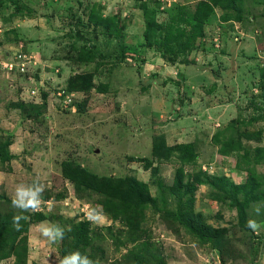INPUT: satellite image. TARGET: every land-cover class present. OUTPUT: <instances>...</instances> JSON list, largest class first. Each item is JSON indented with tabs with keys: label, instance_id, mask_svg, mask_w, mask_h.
I'll return each instance as SVG.
<instances>
[{
	"label": "rangeland",
	"instance_id": "374dc122",
	"mask_svg": "<svg viewBox=\"0 0 264 264\" xmlns=\"http://www.w3.org/2000/svg\"><path fill=\"white\" fill-rule=\"evenodd\" d=\"M0 153V264H264V0H0Z\"/></svg>",
	"mask_w": 264,
	"mask_h": 264
},
{
	"label": "trees",
	"instance_id": "16d2710c",
	"mask_svg": "<svg viewBox=\"0 0 264 264\" xmlns=\"http://www.w3.org/2000/svg\"><path fill=\"white\" fill-rule=\"evenodd\" d=\"M229 1H233V0H229ZM82 88L83 87H75V90H82ZM0 157H2V155H1V153H0ZM3 158V157H2ZM4 160V158L1 160V161H3ZM2 199V198H1ZM80 230H81V232H82V235H81V237L79 238V239H77L78 241H80V242H82L83 244H84V246H87L88 245V243H89V239H88V236H87V227L85 226V224H79L78 226H77ZM82 238V239H81ZM61 255H62V264H63V262H65V264H68V262H67V260H66V253L64 252V251H62L61 252Z\"/></svg>",
	"mask_w": 264,
	"mask_h": 264
},
{
	"label": "built area",
	"instance_id": "2783aa9c",
	"mask_svg": "<svg viewBox=\"0 0 264 264\" xmlns=\"http://www.w3.org/2000/svg\"><path fill=\"white\" fill-rule=\"evenodd\" d=\"M21 55H19V57L17 56V58H20ZM6 68H8V73H18V71H21L23 72L24 71V67H23V64H20V65H15V64H12L11 62H6Z\"/></svg>",
	"mask_w": 264,
	"mask_h": 264
},
{
	"label": "clouds",
	"instance_id": "9594fccd",
	"mask_svg": "<svg viewBox=\"0 0 264 264\" xmlns=\"http://www.w3.org/2000/svg\"><path fill=\"white\" fill-rule=\"evenodd\" d=\"M249 226H250V227H255V225L252 224L251 222H250ZM63 264H65V262H63Z\"/></svg>",
	"mask_w": 264,
	"mask_h": 264
}]
</instances>
